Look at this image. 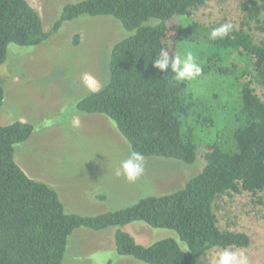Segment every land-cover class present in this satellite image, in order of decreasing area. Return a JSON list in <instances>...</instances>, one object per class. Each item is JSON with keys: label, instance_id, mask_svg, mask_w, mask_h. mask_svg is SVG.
I'll use <instances>...</instances> for the list:
<instances>
[{"label": "trees", "instance_id": "trees-1", "mask_svg": "<svg viewBox=\"0 0 264 264\" xmlns=\"http://www.w3.org/2000/svg\"><path fill=\"white\" fill-rule=\"evenodd\" d=\"M209 1L83 0L65 5L47 32L27 0H0V65L10 44L40 45L81 16L119 20L132 34L113 46L108 83L79 100L78 111L105 115L132 152L144 157L193 165L201 147L207 149L205 167L181 189L83 216L66 212L53 187L30 178L15 162L16 145L30 139L34 125H0V264H63L70 236L82 227H115L117 254L144 264H198L212 249L250 246L247 234L219 228L214 204L224 195L247 192L264 206V101L254 87H264V41L255 43L243 28L210 40L211 30L223 24L192 19ZM249 3L244 10L264 32V17L259 19L264 0ZM79 40L76 35L73 43ZM192 48L202 69L194 96L188 81L154 66L162 54L174 58ZM4 97L0 83V107ZM135 222L172 230L187 248L173 238L140 245L123 230Z\"/></svg>", "mask_w": 264, "mask_h": 264}, {"label": "rangeland", "instance_id": "rangeland-1", "mask_svg": "<svg viewBox=\"0 0 264 264\" xmlns=\"http://www.w3.org/2000/svg\"><path fill=\"white\" fill-rule=\"evenodd\" d=\"M27 1L39 13L44 30L50 32L65 5L83 0ZM249 1L210 0L192 12V19L204 25L221 23L237 30L243 28L255 43H260L264 32L257 29L258 23L243 8L250 5ZM259 13L262 20L264 12ZM131 34L112 16L84 15L64 23L40 45L10 44L7 59L0 65V83L5 93L0 125L24 120L35 127L29 140L16 145L15 162L30 178L55 186L66 212L96 216L126 208L142 198L175 192L206 165L205 146L193 165L144 157L143 174L129 182L124 175H116L132 153L128 141L105 115L78 111L79 100L108 83L112 48ZM76 35L80 37L78 45L73 43ZM191 51L194 54V48ZM186 81L194 96L197 81ZM254 87L264 101V87L257 83ZM93 194L108 196V200L91 202ZM261 196L264 200V192ZM214 211L222 231L245 233L251 239L247 248L227 250L242 253L247 264H264V206L243 192L217 199ZM131 225L140 245L173 238L187 248L172 230L155 229L143 222ZM113 228L101 233L90 230L88 235L76 229L69 238L63 264H144L117 254ZM223 251L210 250L198 264H218Z\"/></svg>", "mask_w": 264, "mask_h": 264}, {"label": "clouds", "instance_id": "clouds-1", "mask_svg": "<svg viewBox=\"0 0 264 264\" xmlns=\"http://www.w3.org/2000/svg\"><path fill=\"white\" fill-rule=\"evenodd\" d=\"M230 31L231 25L223 24L213 28L208 38L210 40H216L217 38L223 39L228 36ZM154 66L161 72H166L170 68L175 74L177 81L191 80L199 76L202 72L191 50H186L183 58L179 55L170 58L166 54H162L157 57ZM143 172L144 156L139 152L133 151L129 158L121 163L116 175H124L129 182H135ZM218 264H247V258L242 253L238 254L226 249L219 255Z\"/></svg>", "mask_w": 264, "mask_h": 264}, {"label": "crops", "instance_id": "crops-1", "mask_svg": "<svg viewBox=\"0 0 264 264\" xmlns=\"http://www.w3.org/2000/svg\"><path fill=\"white\" fill-rule=\"evenodd\" d=\"M29 4L32 6V4L30 2H29ZM23 122H25V121L23 120ZM36 181H39V180H36ZM39 182H43V181L40 180ZM48 185L51 186V187H53V188L55 187L52 184H48ZM54 189L58 192V194L60 196V199L63 202V199H62L61 194L59 193V191L56 189V187ZM104 200H108V196H103L102 194H93V199L91 200V202H95V201H97V202H103ZM63 204L65 206V203H63ZM65 208H66V206H65ZM76 214H78V213H76ZM80 215H83V214H80ZM132 226L133 225L128 224L125 227H123V230L126 231L127 233L131 234L134 237V239L139 243V240H137V238H136V236H135V234L133 232V227ZM111 228H113V227H111ZM140 228L143 229V227H140ZM79 229H81V232H82L83 235H88L89 232H92V231H90L92 229L85 228V227H82V228H79ZM107 229H109V228H107ZM105 230H99V231L94 230L93 232H95V233H101V232H103ZM115 231H116V228H113V231L111 233V235L113 237V240H114V233H115Z\"/></svg>", "mask_w": 264, "mask_h": 264}]
</instances>
